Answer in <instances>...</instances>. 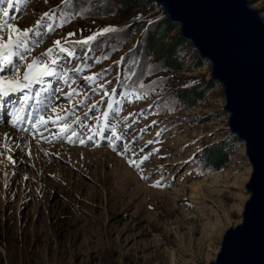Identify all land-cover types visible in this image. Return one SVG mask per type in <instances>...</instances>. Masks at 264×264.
Instances as JSON below:
<instances>
[{"label": "rangeland", "instance_id": "obj_1", "mask_svg": "<svg viewBox=\"0 0 264 264\" xmlns=\"http://www.w3.org/2000/svg\"><path fill=\"white\" fill-rule=\"evenodd\" d=\"M115 1L0 4L5 26L23 15L0 42L39 20L52 30L48 41L40 39L46 51L69 42L74 52L96 38L87 66L81 54L50 66L55 75L46 93L58 98L51 112L81 109L88 117L82 122L96 126L103 141L97 148L62 139L75 117L48 131L54 142L0 122V264H209L226 230L241 223L252 169L245 145L230 134L222 86L191 109L176 97L190 80L210 81V64L192 70L199 55L187 42L180 51L186 69L167 72L143 51V36L164 17L162 8L143 5L127 17ZM249 1L264 19V0ZM65 7H76L77 18L65 19ZM56 10L60 24L49 28L47 14ZM49 60L31 52L12 58L10 77L33 74ZM130 79L131 94L122 88ZM221 147L227 158L219 171L207 153Z\"/></svg>", "mask_w": 264, "mask_h": 264}, {"label": "water", "instance_id": "obj_2", "mask_svg": "<svg viewBox=\"0 0 264 264\" xmlns=\"http://www.w3.org/2000/svg\"><path fill=\"white\" fill-rule=\"evenodd\" d=\"M151 1L210 64L230 134L252 167L241 223L226 230L209 264H264V19L249 0Z\"/></svg>", "mask_w": 264, "mask_h": 264}, {"label": "trees", "instance_id": "obj_3", "mask_svg": "<svg viewBox=\"0 0 264 264\" xmlns=\"http://www.w3.org/2000/svg\"><path fill=\"white\" fill-rule=\"evenodd\" d=\"M116 8L120 14L130 17L132 13L143 5L153 6L151 0H116ZM76 8V7H74ZM146 25H140L138 29H143ZM176 26L165 16L149 27L144 37L143 51L149 60H155L163 64L169 73H180L186 69V61L182 58L180 51L187 44L178 34H174ZM204 61L200 58L192 70L202 67ZM192 81V80H190ZM189 81V82H190ZM133 81L131 80V83ZM187 83L182 89L177 91L176 97L184 109L193 108L198 102L206 99L207 95L216 87L211 81H197ZM226 149L216 148L209 150L207 159L216 170H221V164L227 158Z\"/></svg>", "mask_w": 264, "mask_h": 264}, {"label": "bare ground", "instance_id": "obj_4", "mask_svg": "<svg viewBox=\"0 0 264 264\" xmlns=\"http://www.w3.org/2000/svg\"><path fill=\"white\" fill-rule=\"evenodd\" d=\"M251 169H252V167H251ZM251 169H250V170H251ZM250 170H249V171H250ZM248 174H249V173H248Z\"/></svg>", "mask_w": 264, "mask_h": 264}]
</instances>
